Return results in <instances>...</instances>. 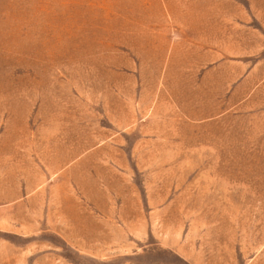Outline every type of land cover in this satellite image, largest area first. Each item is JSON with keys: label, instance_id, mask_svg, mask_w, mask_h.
Listing matches in <instances>:
<instances>
[{"label": "rangeland", "instance_id": "obj_1", "mask_svg": "<svg viewBox=\"0 0 264 264\" xmlns=\"http://www.w3.org/2000/svg\"><path fill=\"white\" fill-rule=\"evenodd\" d=\"M0 264H264V0H0Z\"/></svg>", "mask_w": 264, "mask_h": 264}]
</instances>
